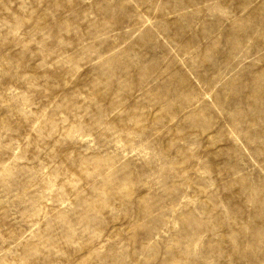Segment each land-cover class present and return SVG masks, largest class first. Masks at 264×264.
Returning <instances> with one entry per match:
<instances>
[{"label": "rangeland", "instance_id": "1", "mask_svg": "<svg viewBox=\"0 0 264 264\" xmlns=\"http://www.w3.org/2000/svg\"><path fill=\"white\" fill-rule=\"evenodd\" d=\"M0 264H264V0H0Z\"/></svg>", "mask_w": 264, "mask_h": 264}]
</instances>
